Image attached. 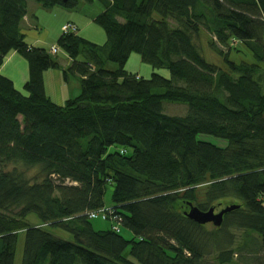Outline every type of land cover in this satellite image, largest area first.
I'll return each mask as SVG.
<instances>
[{"label": "trees", "instance_id": "obj_1", "mask_svg": "<svg viewBox=\"0 0 264 264\" xmlns=\"http://www.w3.org/2000/svg\"><path fill=\"white\" fill-rule=\"evenodd\" d=\"M94 1L106 40L66 22L76 31L57 39L71 60L61 74L79 93L57 104L43 85L57 57L26 42L23 18L30 3L75 10ZM201 31L226 70L203 58ZM238 44L254 62L229 59ZM10 52L28 78L18 90L0 74V264H14L20 231L21 264H264V0H0V67ZM132 53L149 77L124 67ZM163 101L186 111L168 115ZM188 204L237 208L209 227L185 216ZM99 210L105 219L90 217ZM31 213L40 225L28 224Z\"/></svg>", "mask_w": 264, "mask_h": 264}, {"label": "rangeland", "instance_id": "obj_2", "mask_svg": "<svg viewBox=\"0 0 264 264\" xmlns=\"http://www.w3.org/2000/svg\"><path fill=\"white\" fill-rule=\"evenodd\" d=\"M82 6L83 5H80L78 8H76L73 11L64 9L62 7H52L50 9L40 8V10H38V12L36 10L35 14L39 16L38 19H36L33 16H30V21L36 22L38 25L37 31L44 35L42 40H40L41 42H36V47L42 46L47 51H49L51 46H55L57 48V53L54 54V56H56L58 60L63 58L65 53L57 45V39L61 33L62 25L67 22V20L69 19L70 16H72L74 18V20L77 22V24L80 25V27L81 26L83 27V29L80 30V32H78L82 37H84L85 39H87L91 42H94L96 44H103L106 40L104 30L99 25H97L95 22H93V20H88V19H90L88 16L90 13H91L90 15L97 13V10H96L97 8H98V12L100 11L99 10V9H101L100 3L98 1H94L92 3H85V5H84L85 8L80 9ZM78 9H80V10H78ZM26 37H27L26 42H28V43L33 42V40L29 36H26ZM199 38H200V40H199L200 41V43H199L200 51H201V54H202L203 58L205 59V61L221 68L222 70H226L227 66H226L225 62L223 61L222 57L220 55H218L208 44V42L210 41V36L208 34H206L204 31H201L199 33ZM237 48L239 51H237V52L231 51V53L229 54L230 60H232L236 63H240L241 61H244L247 63L254 62L252 54L248 50H246L242 44H238ZM16 58H18L20 60L21 57H20V55H18ZM22 60H23V62L26 63V61L24 59H22ZM18 62L19 61L17 60V63ZM107 67L108 68H115L116 65L114 63H108ZM124 67L126 69L132 71V72L138 71V73H140V75L143 77H149L150 71H151L150 65L148 63L141 61L139 55L136 53H132L128 57L127 61L124 64ZM8 69H9L8 71H9L11 77H13V81L15 82V85H17L18 87H21L22 86V84H21L22 79H21V76L19 75V72L17 71V69H13V70H12V68H8ZM51 73H52V68L45 70L43 72V74H44L43 78L45 81L46 94L48 93L47 95H50L54 99L55 80H54V77L52 76ZM73 82L75 83V85L77 86L76 88L78 89L79 85H78L77 80L73 79ZM70 87H71V84H70ZM78 91H79V89H78ZM75 95L76 94H74V96ZM162 105H163L164 113H166L168 115H183L184 112L186 111V108H187L186 105H184V104H176V103H170V102H166V101H163ZM198 138L212 142L216 145H224L226 143L225 140L212 137L211 135L201 134V135H198ZM109 150L113 151L114 148L111 147ZM17 167L19 169L24 170L25 175L28 177L34 176L36 174V171H37L36 168L25 169L24 167H21L18 165H17ZM111 193H112V187L107 186L106 191H105V195H104V202H105L106 206H109L111 204V199H110ZM218 210H219L218 208L215 209V211H218ZM26 221L31 226L41 224V221L39 220L37 215H35L33 213L29 214L26 217ZM92 224L94 225L95 228L98 229V228H106L107 226L110 225V222L101 221V220H93ZM207 225L209 227H211L212 223H208ZM44 229L47 230L52 235L58 237V238H61V239H64V240H67L70 242H73V240H74L70 233H68L62 229H59L56 227H51V226H45ZM120 232L126 239H130L132 237L131 232L125 228H120ZM242 234L243 233L241 231H236V236H237L236 245L239 242H241ZM24 238H25L24 231H20L17 235L15 254H14V264H21V262H22ZM123 254L125 256L129 257L128 256V248L124 250ZM235 259H236V257H234V264H241V263H239L238 260H235ZM237 259H239V256Z\"/></svg>", "mask_w": 264, "mask_h": 264}, {"label": "crops", "instance_id": "obj_3", "mask_svg": "<svg viewBox=\"0 0 264 264\" xmlns=\"http://www.w3.org/2000/svg\"><path fill=\"white\" fill-rule=\"evenodd\" d=\"M84 8H85V6L83 5L80 9H84ZM80 9H78V10H80ZM36 10L38 12V10H40V6L38 4H35V3H30L28 6L27 14L24 16L23 23H22V32L25 35V40L27 39L26 36H29L33 40V42H31V43L27 42L30 46H36V42H41L40 40H42V38L44 37L43 34H41L37 31V29H38L37 23L30 21V16H33L36 19H38L39 16L35 14ZM96 10H97V13H94L93 15H90L91 13L90 14L88 13L89 14L88 16L90 18L88 20H93V18L96 16V14H98V8ZM67 22H72L74 24L75 23L77 24V22L74 20V18L72 16L69 17ZM77 27H78V32H80V30L83 29V27L82 26L80 27L79 24H77ZM60 35H61V33H60ZM39 47L44 48L42 46H39ZM17 56H18V54L15 52H10L7 55L4 63L0 67V74L8 77L13 82L14 87L16 89L22 90L23 85L28 78V64H27V62L26 63L23 62V60H22L23 58L21 56L20 57L22 59L20 58V60L18 58H16ZM17 60L19 61L18 63H17ZM58 63H59L60 69H52V73H51L52 76L54 77V80H55L54 99L50 95H47L48 93L46 95L49 96V98L52 101L57 102V104H62V103H64V101L66 99L73 97L74 94L77 95V93L79 92L78 91L79 88L77 89L76 88L77 86L73 82V79H75V78H73V79L69 78L67 81H64L62 78L61 69L66 68L68 65H70V63H71L70 58H68L66 56V54H64L63 58L58 60ZM8 68H12V70L17 69V71L19 72V75L21 76V79H22V83H21L22 86L21 87H18L17 85H15V82L13 81V77H11V75L8 71L9 70ZM128 71H130V70H128ZM130 72H132V71H130ZM132 73H136L138 76H141L140 73H138V71L132 72ZM150 73H151V71H150ZM43 77H44V74H43ZM70 84H71V87H70ZM43 85H44V90L46 93L44 78H43Z\"/></svg>", "mask_w": 264, "mask_h": 264}, {"label": "water", "instance_id": "obj_4", "mask_svg": "<svg viewBox=\"0 0 264 264\" xmlns=\"http://www.w3.org/2000/svg\"><path fill=\"white\" fill-rule=\"evenodd\" d=\"M237 208V205L230 204L220 208L215 212V207H210L207 210H201L197 206L188 204V209L184 211V214L190 220L197 224L212 223V225L218 227L223 221V216L228 212Z\"/></svg>", "mask_w": 264, "mask_h": 264}, {"label": "built area", "instance_id": "obj_5", "mask_svg": "<svg viewBox=\"0 0 264 264\" xmlns=\"http://www.w3.org/2000/svg\"><path fill=\"white\" fill-rule=\"evenodd\" d=\"M76 31V27L74 24L72 23H65L62 25L61 27V32L66 33V32H73ZM49 52L51 54H55L57 52V48L55 46H51L49 49ZM105 211V210H104ZM103 210H99L98 213L92 212L90 213V217L92 218H96V217H100L101 219H105L106 218V214ZM99 214V216H98ZM112 230H114L115 232H119V225L112 223Z\"/></svg>", "mask_w": 264, "mask_h": 264}, {"label": "flooded vegetation", "instance_id": "obj_6", "mask_svg": "<svg viewBox=\"0 0 264 264\" xmlns=\"http://www.w3.org/2000/svg\"><path fill=\"white\" fill-rule=\"evenodd\" d=\"M216 212V211H215Z\"/></svg>", "mask_w": 264, "mask_h": 264}]
</instances>
